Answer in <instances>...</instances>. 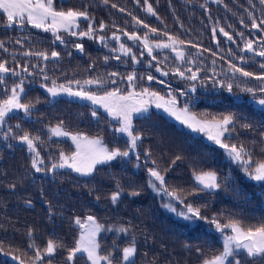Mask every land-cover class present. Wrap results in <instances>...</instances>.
<instances>
[{
    "label": "trees",
    "instance_id": "trees-1",
    "mask_svg": "<svg viewBox=\"0 0 264 264\" xmlns=\"http://www.w3.org/2000/svg\"><path fill=\"white\" fill-rule=\"evenodd\" d=\"M147 3L152 5L156 16L145 11V0L139 3L109 0L107 4L103 0H55L58 10L86 11L91 20L81 19L79 30H87L92 23L93 35L97 37L81 38L62 31L59 35L64 43L55 40L51 32L31 25L6 28V16L0 15V41L7 49L0 48V62L7 61L9 69L21 73L3 78L0 102L11 94L14 82L22 78L26 92L21 103L30 105L31 113L9 115L0 128V264H17L19 260L37 264L36 249L43 254L49 240L58 244L57 250L51 257L45 255L39 264H47L49 260L51 264H70L68 252L81 231L75 220L86 221L88 216L101 227L97 235L100 254L110 255L113 264H125L123 249L133 242L136 253L130 264H203V260L222 251V234L214 230L212 219L221 224L238 220L245 228L264 222V181L252 180L219 145L154 110L133 118L134 133L141 139L130 156L99 164L90 176L66 169L51 170L61 153L71 156L76 151L68 139L53 136L51 129L58 125L73 135L99 138L109 150L127 151L129 141L115 131L117 123L104 111L65 97L52 101L42 85L48 87L55 81L57 85L80 89L75 81L83 85L86 80L99 78L104 87H84L99 94L115 88L127 93L131 88L126 77L133 72L137 91L149 88L163 96L171 92L181 107L187 103L189 110L202 119L231 115L234 123L229 126L224 142L242 146L250 153V168L264 162V109L250 100L264 95L259 91L264 81L255 79L264 75V68L260 67L264 57L242 51L247 40L253 41L257 51L264 41V30L252 28L250 19L255 17L257 23L264 19V5L259 0H222L219 4L215 0H147ZM133 17L148 24L149 29L156 28L157 33L137 25ZM101 24L105 25L103 31L99 29ZM213 28L217 29L215 35ZM220 28L234 40H227ZM125 32L141 37L147 33L153 44L171 43L169 36L184 41L176 47L185 53V61L178 59L171 48H154L149 56L143 44L129 40ZM114 33L139 63L131 56L115 53L118 49L117 40L112 38ZM100 36L104 37L103 42ZM77 43L83 44V52L75 47ZM27 51L46 52L49 58L25 56L23 53ZM53 51L59 53L58 58L51 56ZM117 56L120 58L116 59ZM239 57H245L246 62L241 64ZM230 64L243 67L253 77L240 73L233 76ZM25 67L28 72H23ZM157 68L168 75H161ZM177 68L185 72V77L191 75L187 71L191 68L198 79H182L175 74ZM113 72L119 75L110 76ZM149 74L155 77L151 82L147 80ZM113 79L115 84L110 83ZM228 84L232 85L231 92ZM6 87L8 92L4 90ZM249 87L256 90L255 96L244 91ZM93 110L97 111V117L92 116ZM24 133L39 137L35 143L45 162L41 165L46 169L42 174L36 173L33 155L18 139ZM149 169L160 172L163 185L150 176ZM202 172H214L219 188L202 190L194 180V174ZM117 191L119 199L113 202L111 197ZM174 199L179 207L191 204L199 209L201 218L196 220V227L186 226L190 222L166 207L167 201ZM121 228L127 232H120ZM225 233L230 234L228 229ZM33 244L35 247L29 246ZM77 255L75 264H90ZM241 264H252V259L243 257ZM256 264H260L259 260Z\"/></svg>",
    "mask_w": 264,
    "mask_h": 264
},
{
    "label": "snow or ice",
    "instance_id": "snow-or-ice-1",
    "mask_svg": "<svg viewBox=\"0 0 264 264\" xmlns=\"http://www.w3.org/2000/svg\"><path fill=\"white\" fill-rule=\"evenodd\" d=\"M105 4L109 0H103ZM139 3V0H137ZM216 3H222V0H215ZM251 2V0H250ZM261 5H264V0H259ZM146 8L145 11L152 16H156V12L153 10L152 5L147 3L145 0ZM113 8L117 5L112 4ZM204 7V5H202ZM124 11V9H120ZM0 15L6 16V28H11L14 25L20 28H24L26 25H31L32 28L40 29L44 32H51L55 40L64 43L62 37L59 35L60 32H66L72 36H79L81 38L88 37L89 39H96L93 35L95 29L92 27V23L88 24L87 30L80 29L81 19L90 21L91 17L86 11L69 9L67 11L58 10L55 5V0H0ZM251 26L257 30H264V19L257 23L255 17L250 16ZM137 25H143L145 29H149V25L143 23V21L138 20L133 17ZM243 22V21H241ZM105 25L101 24L99 26L100 31L104 30ZM213 34L215 35L217 29L213 28ZM150 33H157L156 28H150ZM219 32L223 34L224 37L229 41H233L234 38L229 32L225 31L224 28H220ZM124 35L128 37L129 40L133 42H141L143 47L147 50L149 56H152L154 48H171L172 51L176 53V56L181 61H185V53L179 50L176 45L183 44L184 41H179L171 36L168 40L171 43L157 42L153 44L149 35L145 33L143 37L136 33H127ZM167 35V33H165ZM243 38V33H240ZM113 39L119 40L120 37L115 33L113 34ZM100 41H104V37H99ZM16 43H20L19 40ZM219 44V41H217ZM75 47L83 52V44H75ZM195 47V45H193ZM0 48H4V43L0 41ZM7 51L6 48H4ZM119 51L124 55L131 56V58L136 60V56L132 53V50L125 47L123 43L120 44ZM242 51L252 53L255 56L264 57V41H261V46L257 51L254 48L253 41L247 40L242 48ZM231 54V50H229ZM25 56H39L44 60H48L49 55L46 52H32L27 51L23 53ZM215 55V53H213ZM53 58H58L59 53L53 51L51 53ZM120 57L117 56L116 59ZM155 59V57H152ZM107 60V58H105ZM241 64L246 62L245 57H239ZM191 62V61H186ZM215 64V61H213ZM261 68H264V63L260 64ZM157 72H161V75L167 76V72H162L160 68L156 69ZM191 72L190 76L185 77V72L181 71L179 68L175 70V74L179 75L182 79L186 78L189 80L198 79L197 73L192 72L191 68L187 69ZM23 72H28V68H23ZM229 72L234 76L236 73H240L243 77H253V73L245 71L243 67H239L235 64L229 65ZM11 74L12 76H20L21 73L16 72L15 69H9L7 67V61L0 62V83L3 82V78ZM112 77L118 76V73H110ZM48 79L47 76L44 77ZM121 79H125L121 77ZM137 77L135 72L129 74L126 77L129 87L132 89L126 94L122 93L120 88H115L112 90H105L102 95H98L94 92L88 91L84 85L92 86L96 85L98 88L104 87V81L102 79H89L84 81L81 85L80 81H75L77 85H80V89L73 91L71 87L60 85L57 86L55 81H53V86L47 88V91L53 96L59 95L62 91L67 93L69 96L77 97L81 100L90 101L93 105H98L104 110L114 121L118 123V127L115 131L124 134L128 137L129 148L127 151H120L119 148L114 150H109L108 147L104 145V142L99 139H89L87 136L82 135H72L71 140L76 145V151L71 155L67 156L63 153L60 154L58 162H53L51 165V170L54 172L57 169L69 168L82 176H90L96 168L97 164H106L118 157H128L130 152H134L137 148V143L141 137L134 133L133 130V114H144L148 112V105L150 103H155L157 109H163L170 116L174 117L182 125L186 126L194 133H204L207 139L219 145L220 148L224 149L230 160L235 161L252 180L257 182L264 181V162H259L250 168L252 165V158L250 153H248L242 146L237 147L235 145H229L224 142L223 138L225 133L230 131L231 125H233V118L231 115L224 116L222 118H199L196 114L189 110L187 103L183 107L180 106L179 101L176 96L172 95L171 92L167 93V98L160 95L155 91H151L149 88H142L139 91L136 90ZM155 77L152 75L147 76V80L151 82ZM255 79L264 81V75H257ZM163 83V81H159ZM111 84H115L116 80H111ZM42 87H44L42 85ZM228 91L231 92L232 85H227ZM5 92L9 89L6 87ZM192 91H195L193 88ZM244 91L251 93L253 96L256 94V90L253 88H245ZM260 92H264V84L261 85ZM10 95L7 96L2 102H0V128L6 123V118L9 114L22 111L26 116H30V105L21 103V96L25 93L24 80L21 78L18 83L14 82V85L10 88ZM183 95V93H181ZM258 103L264 106V98L260 99ZM92 116L97 117V111H92ZM19 127V125H17ZM11 131V129H9ZM51 132L55 136L67 137L70 134L64 131L59 125L51 129ZM5 139L8 136L5 135ZM16 138V137H13ZM22 144L27 146V150L33 154L32 167L36 172L46 171L42 168L44 159L41 157L40 152L36 148L35 141L39 140V137H30L28 133H24L18 138ZM137 159L139 156L137 155ZM149 174L151 177L159 181L161 185L164 184V177L156 169H149ZM195 182L201 186L202 190H214L219 188L217 181V176L214 172H202L200 174H194ZM151 186H155L152 181H149ZM119 191L114 193L111 197L113 202L119 199ZM173 196L177 199L179 197ZM183 202V201H181ZM186 212L177 213L178 216L182 217L184 220L189 221L188 227H196V220L201 218V214L198 208H194L191 204L186 205ZM175 211L174 208L171 209ZM76 225L81 229L79 239L77 240L75 246L69 249L67 260L70 264H75L78 259H85L86 262L90 264H113V259L110 255L100 254V245L97 241V235L101 231L100 225H98L92 216H88L86 221H81L79 218L75 220ZM210 223L215 225L218 232L222 234V251L218 255H214L208 259L203 260V264H241V259L243 257L251 258L252 264H256L259 260L260 264H264V222L259 223L255 226H249L247 228L242 226V223L238 220H230L228 223L221 224L215 218L210 221ZM225 229L229 230L230 234L225 233ZM120 232H127V229L121 228ZM30 247H35V245H29ZM58 244L53 240L47 242L46 248L43 250V254L40 249H36V262L39 264L40 261L44 259L47 255L51 257L55 254ZM136 253V247L134 242L130 246L123 249L122 260L125 264H130ZM14 260H19V257H12ZM19 264H24L23 260H19ZM47 264H51L49 260Z\"/></svg>",
    "mask_w": 264,
    "mask_h": 264
},
{
    "label": "rangeland",
    "instance_id": "rangeland-1",
    "mask_svg": "<svg viewBox=\"0 0 264 264\" xmlns=\"http://www.w3.org/2000/svg\"><path fill=\"white\" fill-rule=\"evenodd\" d=\"M118 44H119V46H118ZM120 44H121V41H120V39L119 40H117V49L118 50H116L115 51V53L116 54H119V55H121V54H123L122 52H120L119 51V48H120ZM57 85V84H56ZM53 86V84L52 85H50V86H48V87H43V89L47 92V94L50 96V99L53 101V100H56V99H58V98H60V97H65V98H69V99H72V100H77V101H80V102H85V103H88V104H90V105H92L95 109H99V110H102V111H104L102 108H100L98 105H93L90 101H86V100H81V99H79V98H77V97H72V96H69L67 93H64V92H60L59 93V95H57V96H55V97H53L48 91H47V88H50V87H52ZM57 86H60V85H57ZM64 86H66V85H64ZM69 87V86H68ZM25 88V87H24ZM72 90L73 91H77V90H79V89H74V88H72ZM132 90V89H131ZM130 90V91H131ZM25 92H26V88H25ZM25 94V93H24ZM24 94L21 96V99H22V97L24 96ZM96 94H98V95H102V94H99V93H96ZM124 94H126V93H124ZM165 98H167V96H165ZM262 98H264V95H263V97H260V98H257V97H251V101L257 106V107H259V108H263L264 109V106H262V105H260L259 103H258V101L260 100V99H262ZM152 110H154V111H158V112H160V113H162L163 115H165L167 118H169V119H171V120H173L174 122H176L179 126H181L182 128H184L185 130H187V131H189V132H191V133H193V134H195V135H201V136H203L205 139H207V136L204 134V133H194V132H192L190 129H188L186 126H184V125H182L179 121H177L174 117H172V116H170L168 113H166L162 108L161 109H157L156 108V106H155V103H150L149 105H148V112L147 113H144V114H133V118H135V117H139V116H143V115H146V114H148L150 111H152ZM20 112H22V111H20ZM17 113H19V112H15V113H11V114H9V115H12V114H17ZM106 113V112H105ZM111 118V117H110ZM112 119V118H111ZM113 120V119H112ZM114 121V120H113ZM116 122V121H115ZM117 123V122H116ZM117 127H118V123H117ZM70 134V133H69ZM119 134H121V133H119ZM227 133H225V135H226ZM73 134H70L69 136H67V137H60V136H55V135H53V136H55V137H58V138H64V139H68L74 146H75V148H76V145H75V143H73V141L71 140V136H72ZM122 136H124L127 140H128V137L126 136V135H124V134H121ZM225 135H224V137H225ZM89 139H91V138H89ZM208 140V139H207ZM223 140H224V138H223ZM129 141V140H128ZM209 142H212V141H210V140H208ZM212 143H214V142H212ZM215 144V143H214ZM136 152V149H135V151L134 152H130V154H133V153H135ZM32 154V153H31ZM130 154H129V156H130ZM33 155V154H32ZM236 162H234V164H235ZM97 165H99V164H97ZM96 165V166H97ZM63 169H66V170H70V171H72V172H74L73 170H71V169H69V168H63ZM37 174H42L43 173V171L42 172H36ZM74 173H76V172H74ZM76 174H79V173H76ZM181 206V205H180ZM166 207L172 212V213H174L177 217H179L180 219H182V220H184L182 217H180V216H178L177 215V213H179V212H186V207H179L178 206V201L177 200H170V201H167V203H166ZM172 208H174L175 209V211H172L171 209ZM186 221V220H185ZM189 222V221H188ZM214 230H216L215 228H214ZM16 263L17 264H19L17 261H16Z\"/></svg>",
    "mask_w": 264,
    "mask_h": 264
}]
</instances>
